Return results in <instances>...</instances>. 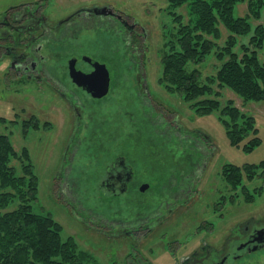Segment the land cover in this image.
<instances>
[{
    "label": "rangeland",
    "instance_id": "obj_1",
    "mask_svg": "<svg viewBox=\"0 0 264 264\" xmlns=\"http://www.w3.org/2000/svg\"><path fill=\"white\" fill-rule=\"evenodd\" d=\"M26 6L42 8L41 10L47 14L49 21L54 24L60 23L62 19H66L84 8L112 7L128 24L135 23L137 25L135 32H139L138 36L135 32L125 30V26L116 18L112 19L108 13L105 15L88 14L85 13L86 10H83L81 14L73 18L74 21L76 18L78 21L64 27V43L59 42L60 39H56L57 41L53 42L52 47L61 51L68 50L64 54L66 56L75 53L79 56L88 54L91 57H98L95 59L107 65L112 79V88L116 85L118 89L111 92L109 96L102 97L101 100L92 101V105L95 103L98 106L105 102L104 105L99 106H108L111 109V105L117 102V108L121 114H123L124 109L130 110L132 108L146 111L144 117L149 120L150 129L154 130L153 137H151H159L158 140L155 138L151 140L153 149L158 146V142L161 140L168 146L170 143L171 147L173 146L174 150L177 151L175 145L177 139L185 136L189 138L188 141L191 144L189 145L190 142L182 139L181 142L185 146L184 151L181 149L175 152L173 147L169 150L174 152L175 156L180 152L179 158L182 155L187 157V153L194 149H192L194 140L190 137L191 134L188 135L186 131L193 128L198 129L202 136H197L195 139L199 141L194 143V147L201 146V155L203 151H207L203 142L204 138L208 139L209 137L212 140V152L214 154L205 177L200 180L198 185L200 191L197 198L198 203L196 207L189 210V212L192 210L194 214L188 213L186 209L181 216L183 217L182 224L177 226L174 219L169 220L168 226L158 229L156 234H153L140 247H143L144 251L146 247H153V254L154 252L157 254L156 258L155 254L153 255L155 260L159 264H170V258L168 259L164 254L158 253L164 249V242L159 239L161 232H164L165 228H170L172 233L177 230L179 232L180 226H182V232L186 230L184 228L187 224H194L193 219H199L198 222H201L204 217L216 221V234L221 237L224 236L228 231L227 222H234L236 216L234 213H226L227 209L224 210L223 207L221 209L224 211H220L216 205L212 207L211 204L212 201L219 200V189H225L223 185L228 182L224 179L223 174L225 164L233 163L243 166L259 163L264 159V101L244 102L243 98L234 90L230 88L224 90V100L233 99L237 106L255 116L259 128L260 143L253 149H249L247 145L254 134L247 135L239 144H234L225 125L219 119L220 113L218 111L206 115L198 113L192 106V102L187 101L177 90L169 89L166 83L161 81L160 77L163 74L162 57L166 51L165 44L167 39L171 37L170 34L175 31L174 21L169 13L170 0H0V20L5 12L12 7H20L21 9ZM246 12L247 4L245 2L238 3L235 7L234 13L237 15H244ZM253 22L258 23L256 20ZM220 27L222 31L220 44H223L225 39L229 37L230 31L226 29L223 23ZM248 35L238 36L237 48L243 42H247L245 38ZM46 46L45 44L43 48ZM237 48L236 50L239 49ZM260 50V58L264 60V45ZM8 65V58H0V133L9 135L14 147L20 153L25 148L29 151L34 172L38 176L39 191L38 199L34 202V209L43 213L50 212L62 224L64 238L70 235L76 238L80 249L86 252L83 264H135L133 241L129 237L126 235L125 237H114L89 229L80 217V214L83 215L85 211H88L89 215H94L96 210L100 212L98 208L103 209V205L104 211L107 212L105 215H110L116 206L111 204L112 201H109L111 196L106 194V187L100 189L94 178V173L97 174V171L102 167L98 160L102 159L103 164L105 161H109L111 154L115 152V146L109 148L106 154H103L100 149L99 152L95 151L93 155H96L97 152L98 160H89L88 157L90 156L84 155L81 142L76 145L79 136L78 138L76 136L71 138V145L67 147V141L74 130V121L69 105L62 97L54 93L47 84L16 75ZM219 65L220 60L211 54L206 61L194 66L200 68L202 76L206 77L208 74L216 73ZM137 73L140 76L144 73L148 77L146 87L138 82L140 89L148 90L146 95L144 92L141 93L140 89L137 90L138 86L135 85ZM123 77L126 79L121 80ZM90 119L92 120L93 117ZM165 120L168 124L162 122ZM178 122L182 124V131L177 126ZM124 129L121 128L120 135L124 133ZM104 135L107 137L106 134ZM90 136L91 134H89L91 147L93 140L90 139ZM105 137L100 140L101 143L103 141L111 146V143L115 142H109L111 138ZM166 139L168 141L165 142ZM119 143L121 144V142L115 143L116 147L119 146ZM124 143L127 141L125 140ZM64 154L67 158L64 164L67 162V166L62 169L60 162ZM12 163L17 164L20 170L21 163H18V160L13 159ZM96 169L97 171H95ZM261 171L255 173L256 177L253 176L255 180L252 181L253 177H251L244 181L247 188H251L250 186L254 184L262 185V187L256 192L254 198L252 197L255 202L251 205L243 202V209L237 216H245L249 207L257 209V211L261 209L260 207H264V176H261L264 172ZM173 177H171L172 180ZM193 178L198 179L195 176ZM172 180L167 177L164 183H171ZM150 181L153 187L161 183L154 176H151ZM240 185L233 186V190L238 193L233 198L243 201L245 198L242 197L243 190ZM107 201L109 203L104 204ZM116 201H118V197ZM208 201L211 202L210 205L207 204ZM17 204L18 199H15L8 207L0 208V213L15 208ZM127 204H123V208H126ZM213 208L218 209L214 214H212ZM230 209L233 208L230 207ZM101 215L106 217L104 214ZM221 215L223 217L226 215L228 218H220ZM104 217L100 218V221H105L106 218ZM90 218L95 219L92 216ZM184 222L185 226L183 225ZM179 223H181L180 219ZM194 237L195 239L202 238V235H194Z\"/></svg>",
    "mask_w": 264,
    "mask_h": 264
},
{
    "label": "flooded vegetation",
    "instance_id": "obj_2",
    "mask_svg": "<svg viewBox=\"0 0 264 264\" xmlns=\"http://www.w3.org/2000/svg\"><path fill=\"white\" fill-rule=\"evenodd\" d=\"M41 9L26 6L16 9L13 13L5 12L0 20V57L9 59L8 66L13 69L16 75L47 84L54 93L62 97L69 105L73 116L74 130L67 141V147L71 145V138L75 136L78 138L79 136L76 145L81 142L84 155L90 156L88 157L89 160H98V153L93 155L95 151L99 152L100 149L103 154H106L109 148L115 146V152L111 154L109 161H105L103 164L102 159L98 160L102 167L99 171L95 170L98 173H94V178L100 189L106 187V194L111 196L110 200L109 198L107 200L112 201L111 204L116 206L110 215H105L107 212L104 211V205L102 206L103 209L98 208L100 212L96 210L94 215H89L88 211H85L83 215L80 214L81 221L87 224L89 229L106 233L109 236L125 237L126 235L129 237L133 241L135 264H159L155 260L157 256L155 252V258L153 257V247H146L144 251V248L140 246H143L146 240L156 234L158 229L168 226L169 220L174 219L177 226L182 224L183 217L181 216L186 209L188 213L194 214L192 210L190 212L189 210L196 207L198 203L197 198L200 194L198 185L200 180L205 177L214 154L212 152V140L209 137L208 139L204 138V145L207 147V151L211 150V152L203 151L201 155V146L194 147V143L199 141L195 139L197 136H202L198 129L193 128L186 131L188 135L191 134L190 137L194 140L192 142V149H194L187 153V157L182 155L179 158L180 152L175 156L174 152L169 150L173 146L171 147L170 143L168 146L161 140L158 142V146L153 149L151 140L159 139V137L152 138L154 130L150 129L149 120L144 117L146 111L132 108L130 110L124 109L123 114H121L117 108V102L111 105V109L108 106L100 107L105 102L99 104L100 106H96L95 103L92 105V101L103 98L93 96L92 92L76 84L71 77V62L74 61L73 63L78 70L88 74L95 69L91 59H98V57L88 56L86 52L87 55L81 54L79 56L75 53H68L69 55L66 56L64 54L68 50L61 51L52 47L56 39H60L59 42L64 43V27L78 21L77 18L75 21L73 18L81 14L83 10H86L85 13L88 14L105 15L108 13L112 19L116 18L118 22H121L128 32H135V27H137L135 23L128 24L112 7L94 6L81 9L68 18L62 19L60 23L54 24L49 21L47 14ZM135 33L137 36L139 35V32L136 31ZM45 44L47 46L43 48ZM88 57L90 60L86 59ZM136 76L137 90L140 89L138 82L144 87L148 85L146 74L143 73L140 76L137 73ZM123 79L126 77L121 78V80ZM115 89L118 87L116 88L115 85L112 88V82H110L109 92L105 96H109ZM139 91L144 92L145 95L148 92L144 88ZM95 115L99 118L97 116L94 118ZM90 117L93 119L91 120ZM162 122L168 124L166 120ZM181 125V123H177L182 131ZM121 128H125L122 135H120ZM89 134H91L90 139L93 140L91 147ZM103 137L111 138L109 142H115L111 143V146L103 141L101 143L100 140ZM205 137H207L206 134ZM182 139L188 141L189 138L181 136V139H177V143H175L177 151L185 150L184 143L181 142ZM125 140L127 143H124ZM164 141L166 142L168 139ZM116 142H121V144L119 143V146L116 147ZM173 151H175L174 147ZM88 159L86 158V160ZM65 161L67 158L64 154L60 162L62 169L67 166V162L64 164ZM151 176H154L161 183L153 187L150 181ZM193 176L198 177V179L193 178ZM261 176L264 174L262 173ZM167 177L170 180L173 177V182L164 183ZM255 177L252 178V181L255 180ZM143 186L146 188L142 189ZM223 186L225 189H219V200L212 201V204L208 201L207 204H211L212 207L216 205L220 211L222 207L224 210L227 209L226 213H234L236 220L230 221L232 223L227 222L228 231L222 237L216 234L215 225L217 222L209 217H204L201 222H198L199 219H193L194 224L191 225H186L184 222L183 225H186L184 228L186 230L182 232V226H180L179 232L177 230L175 233H172L170 228H165V231L159 235L160 241L164 242V249L158 253L164 254L168 259L170 258V264H264V207H260L261 209L256 207L260 209L258 211L249 207L245 216H237L243 209V202L250 205L255 202L252 197L254 198L256 192L261 190L262 185L254 184L250 186L251 188L240 185L243 190L242 197L245 198L243 201L234 200V196L238 193L233 190L232 184L225 182ZM117 197L118 201H116ZM109 201L104 202V204H108ZM126 203H128L126 208H123V204ZM218 209L213 208L212 214ZM90 216L95 219H91ZM102 217L106 220L100 221ZM220 218L226 219L228 216L223 217L221 215ZM179 219L181 223H179ZM221 221L223 222V220ZM199 234L202 235V238L195 239L194 235L198 236Z\"/></svg>",
    "mask_w": 264,
    "mask_h": 264
},
{
    "label": "trees",
    "instance_id": "obj_3",
    "mask_svg": "<svg viewBox=\"0 0 264 264\" xmlns=\"http://www.w3.org/2000/svg\"><path fill=\"white\" fill-rule=\"evenodd\" d=\"M243 2L246 14H235V7ZM16 9L20 7H12L8 13ZM169 13L175 31L165 44L161 81L192 102L198 113L218 111L234 144L254 134L247 145L253 149L260 143L255 116L233 99L224 100L223 94L230 88L244 102L264 101V60L259 55L264 45V0H170ZM221 23L230 31L223 44ZM247 34V42L238 49V36ZM211 54L220 65L216 73L204 77L194 65ZM13 159L21 163L20 170ZM260 171L264 172V159L223 166L225 179L234 187L246 186L244 181ZM38 191V176L28 149L20 153L10 136L0 133V208L18 199L15 208L0 213V264H83L86 252L76 238H64L62 224L50 212L34 209Z\"/></svg>",
    "mask_w": 264,
    "mask_h": 264
},
{
    "label": "water",
    "instance_id": "obj_4",
    "mask_svg": "<svg viewBox=\"0 0 264 264\" xmlns=\"http://www.w3.org/2000/svg\"><path fill=\"white\" fill-rule=\"evenodd\" d=\"M86 59L88 60L89 57ZM73 62L70 63V75L76 84L92 92L93 96L98 98L105 96L109 92L111 78L105 63L91 59L95 69L87 74L82 70H78ZM146 186H143L142 189H145Z\"/></svg>",
    "mask_w": 264,
    "mask_h": 264
}]
</instances>
